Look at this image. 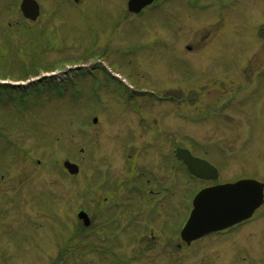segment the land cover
<instances>
[{
  "label": "rangeland",
  "instance_id": "374dc122",
  "mask_svg": "<svg viewBox=\"0 0 264 264\" xmlns=\"http://www.w3.org/2000/svg\"><path fill=\"white\" fill-rule=\"evenodd\" d=\"M37 1L31 23L21 0H0L5 82L28 86L54 69L60 83L71 66L104 64L126 86L101 67L32 93L23 111L0 97V264H264V207L185 247L178 232L204 185L167 168L185 147L219 168L220 183H264V0H162L142 18L125 15L128 0ZM20 22L33 29L8 28Z\"/></svg>",
  "mask_w": 264,
  "mask_h": 264
},
{
  "label": "water",
  "instance_id": "95a60500",
  "mask_svg": "<svg viewBox=\"0 0 264 264\" xmlns=\"http://www.w3.org/2000/svg\"><path fill=\"white\" fill-rule=\"evenodd\" d=\"M154 0H131L129 10L139 12ZM21 9L26 18L35 20L39 8L33 0H23ZM176 156L188 167L191 174L202 179H217V171L207 162L195 159L187 150L178 149ZM71 174L78 173V167L65 163ZM263 203V186L254 181H241L233 185L218 186L202 191L194 200V210L182 231V239L187 243L207 234L225 230L249 219ZM79 219L89 226L85 213Z\"/></svg>",
  "mask_w": 264,
  "mask_h": 264
},
{
  "label": "flooded vegetation",
  "instance_id": "af4514ba",
  "mask_svg": "<svg viewBox=\"0 0 264 264\" xmlns=\"http://www.w3.org/2000/svg\"><path fill=\"white\" fill-rule=\"evenodd\" d=\"M82 0H80V2H81ZM79 2V3H80ZM78 3V4H79ZM174 169H176V167H174ZM238 180H240V179H237V180H234V179H231V180H228V181H225V182H222L221 184H225V183H232V182H236V181H238ZM201 183H203L204 184V188H207V187H210V186H213V185H216V184H213V183H211V182H203V181H200ZM175 184L177 185V181L174 183V187H175Z\"/></svg>",
  "mask_w": 264,
  "mask_h": 264
}]
</instances>
